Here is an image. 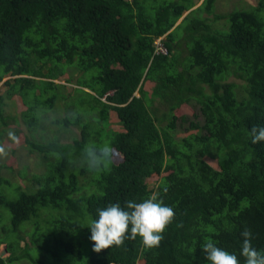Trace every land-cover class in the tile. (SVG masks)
<instances>
[{"label": "trees", "instance_id": "16d2710c", "mask_svg": "<svg viewBox=\"0 0 264 264\" xmlns=\"http://www.w3.org/2000/svg\"><path fill=\"white\" fill-rule=\"evenodd\" d=\"M217 1L193 9L194 0H0V85L9 78L0 145L24 123L42 168L19 171L33 182L25 188L2 174L15 172L17 151L0 157V248L9 253L0 264H210L207 240L244 264L245 227L264 251V141L250 135L264 127V0L226 14ZM68 68L82 73L74 94L55 81ZM18 98L25 108L8 114ZM61 101L75 115L52 123L81 129L68 144L38 132ZM184 106L197 109L188 127ZM110 113L120 131L108 130ZM88 143H108L123 159L90 171L81 162ZM153 193L175 213L159 246L129 231L122 245L93 252L98 209Z\"/></svg>", "mask_w": 264, "mask_h": 264}, {"label": "clouds", "instance_id": "9594fccd", "mask_svg": "<svg viewBox=\"0 0 264 264\" xmlns=\"http://www.w3.org/2000/svg\"><path fill=\"white\" fill-rule=\"evenodd\" d=\"M163 53L167 54V51ZM7 135L10 140L14 142L17 140L13 132L9 131ZM250 135L253 144L264 141V127H253ZM112 153L113 149L108 143L99 145L88 143L82 149L81 162L90 171L100 172L111 162ZM7 154L5 147L0 145V157ZM174 217L173 208L165 206L163 201L158 199L157 193H153L143 202L126 200L124 207L119 203L109 204L105 208L98 209V219L92 220L88 226L90 240L93 243L92 250L100 253L114 245H122L129 231L131 238L135 239L139 236L144 246L157 247L163 239L162 234L173 222ZM241 237L240 256L244 258V264H264V251L257 250L252 245L251 229L245 227ZM202 251L210 264H240L236 254L218 247L213 240H207L202 245Z\"/></svg>", "mask_w": 264, "mask_h": 264}, {"label": "rangeland", "instance_id": "374dc122", "mask_svg": "<svg viewBox=\"0 0 264 264\" xmlns=\"http://www.w3.org/2000/svg\"><path fill=\"white\" fill-rule=\"evenodd\" d=\"M153 1V0H151ZM204 2V0H194L195 3V7L193 9L198 8L202 3ZM258 1L257 0H218L217 4H216V12L218 14H226L228 12H231L233 9L235 8H249L251 6H255L257 5ZM188 13H186L184 15V17L187 15ZM182 21V19L177 23L180 24V22ZM219 28L221 27L222 29L224 28V20H220L218 22ZM163 40V38L158 39L156 41V46L159 48V51H163L166 52V48L163 47V42L161 41ZM163 49V50H162ZM81 72L79 73L78 70L74 69V68H68L67 71L65 72V75L63 77V79H58L55 80L57 83L62 84V85H68L67 89H64L63 92L65 93H75V89L78 87L77 86V81L78 78L81 76ZM9 79L6 78L2 84L0 85V94H3L6 91V86L4 85V82ZM68 80H72L73 83H69L67 82ZM231 81H240L238 79H236L235 77H232L230 79ZM151 85L147 84L146 89H150ZM151 90V89H150ZM105 101V99L103 100ZM161 107L160 104L158 103V101L155 104V107ZM24 105L21 102L20 98L16 99L15 101H12L10 103V106L8 108V114H12V115H18L23 109H24ZM79 110H82V108L80 106L77 107ZM165 109V108H162ZM195 112L197 111V109H189L188 106H184V108L182 109V113L184 115L187 116L188 122L184 125V127H188L190 125V121L194 120V114L193 111ZM21 114V113H20ZM75 113L72 112L71 110H69L68 105L64 102L61 101L57 104V106L55 107V110H51L49 111L45 116H42V121L41 122V126L38 127V132L39 133H44V135H47L48 137H58L60 142L63 144H68V143H72L73 142V138H78L81 136V129L80 127L77 126H71L70 128L66 129V128H59L58 126L54 125L52 123V120L54 119H63L65 117H72L74 116ZM94 116V117H93ZM89 115L88 117H92L95 118V115ZM45 117V118H44ZM44 119V120H43ZM96 122V121H93ZM109 128L108 130H113V131H120L121 125L119 124V120L118 118L113 114L110 113V120H109ZM94 124V123H93ZM179 129L182 132V135H184L183 133H185L184 131V127L181 126V122H179ZM12 127V130H10L11 132L15 133L14 131L18 130V135L16 134L15 136L17 137V140L14 142L12 140H10L8 138V133L6 134L5 137V150L8 153L7 156H2L1 157V162L6 163L13 155L12 150H16L17 153L16 155L14 154V156L17 158L16 161H14V163H12V161H10V165H14L15 166V172L14 173H9L8 170L4 169L2 171L3 176L5 177H9L11 178V180H14L15 182H20L21 185H23V187L25 188H33V182L29 181V179L24 178L22 176H19V171L23 169V167L27 166V174L31 173H41L42 168L39 166V162H40V157L38 153H32L29 150V146L26 142V138L28 135H30V132L28 131V129L26 128V125L24 123H20L19 125L16 124H11L10 125ZM123 159V156L121 154H119L116 150H113L112 153V160L115 162H121ZM211 162V161H210ZM212 165L216 166L215 162H211ZM29 177V176H28ZM158 178L154 177L153 179H151V184L153 186H155V184L158 182ZM34 187H36L34 185ZM21 246L24 247L25 246V242H21ZM1 252L7 250L6 248V244H3L0 248ZM0 252V253H1ZM9 256V253H6L4 255V257ZM19 264H31L28 260H24L21 261Z\"/></svg>", "mask_w": 264, "mask_h": 264}, {"label": "water", "instance_id": "95a60500", "mask_svg": "<svg viewBox=\"0 0 264 264\" xmlns=\"http://www.w3.org/2000/svg\"><path fill=\"white\" fill-rule=\"evenodd\" d=\"M6 253H8L7 250L1 252L0 254H1L2 256H4Z\"/></svg>", "mask_w": 264, "mask_h": 264}, {"label": "built area", "instance_id": "2783aa9c", "mask_svg": "<svg viewBox=\"0 0 264 264\" xmlns=\"http://www.w3.org/2000/svg\"><path fill=\"white\" fill-rule=\"evenodd\" d=\"M163 50V49H162ZM159 51V50H158ZM160 52H162L163 53V51H160Z\"/></svg>", "mask_w": 264, "mask_h": 264}]
</instances>
